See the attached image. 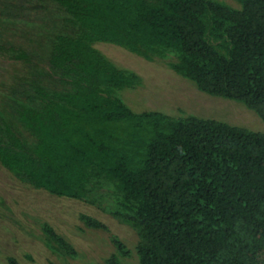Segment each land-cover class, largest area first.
Listing matches in <instances>:
<instances>
[{"label":"trees","instance_id":"1","mask_svg":"<svg viewBox=\"0 0 264 264\" xmlns=\"http://www.w3.org/2000/svg\"><path fill=\"white\" fill-rule=\"evenodd\" d=\"M235 2L0 0V58L17 64L0 81V164L130 226L138 264H264V130L133 110L118 91L139 74L93 46L163 59L264 122V0ZM39 229L48 250L76 257L47 221ZM111 239L104 264H121L130 250Z\"/></svg>","mask_w":264,"mask_h":264},{"label":"rangeland","instance_id":"2","mask_svg":"<svg viewBox=\"0 0 264 264\" xmlns=\"http://www.w3.org/2000/svg\"><path fill=\"white\" fill-rule=\"evenodd\" d=\"M224 1L236 5L235 0ZM93 46L116 65L139 74V85L118 91L119 97L133 110L157 109L170 115L193 113L264 130V122L244 104L198 90L163 59L148 60L105 41H96ZM16 66V62L0 58V81L6 80ZM81 214L100 220L103 226L86 225ZM43 220L73 245L75 258L46 248L39 229ZM112 235L130 250L128 255L120 257V263L138 264L133 247L137 235L130 226L82 200L54 195L24 183L0 164L1 264H10L7 256L17 264H104L105 258L115 251Z\"/></svg>","mask_w":264,"mask_h":264}]
</instances>
